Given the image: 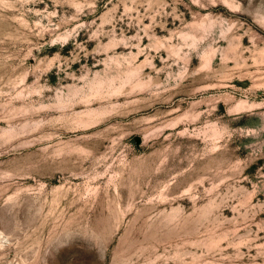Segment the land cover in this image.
Here are the masks:
<instances>
[{
    "label": "rangeland",
    "instance_id": "obj_1",
    "mask_svg": "<svg viewBox=\"0 0 264 264\" xmlns=\"http://www.w3.org/2000/svg\"><path fill=\"white\" fill-rule=\"evenodd\" d=\"M37 124L0 264H264V0H0V150Z\"/></svg>",
    "mask_w": 264,
    "mask_h": 264
},
{
    "label": "bare ground",
    "instance_id": "obj_2",
    "mask_svg": "<svg viewBox=\"0 0 264 264\" xmlns=\"http://www.w3.org/2000/svg\"><path fill=\"white\" fill-rule=\"evenodd\" d=\"M170 94L173 95L172 92ZM169 103V106L173 107L179 103V100L175 101L173 96ZM12 121L15 122L14 119ZM37 125L36 127L32 126L34 128L18 129L12 137L5 141V146L0 150V157L13 154L15 157H20L19 159L26 158L42 163L53 157L60 150H63L60 149L63 146L61 139L57 140L52 137L46 132L43 124Z\"/></svg>",
    "mask_w": 264,
    "mask_h": 264
}]
</instances>
